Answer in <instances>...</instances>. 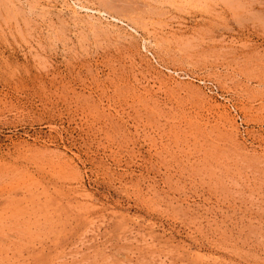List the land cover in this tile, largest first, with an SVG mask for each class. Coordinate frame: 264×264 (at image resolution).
<instances>
[{
    "label": "rangeland",
    "instance_id": "1",
    "mask_svg": "<svg viewBox=\"0 0 264 264\" xmlns=\"http://www.w3.org/2000/svg\"><path fill=\"white\" fill-rule=\"evenodd\" d=\"M0 264H264V0H0Z\"/></svg>",
    "mask_w": 264,
    "mask_h": 264
},
{
    "label": "bare ground",
    "instance_id": "2",
    "mask_svg": "<svg viewBox=\"0 0 264 264\" xmlns=\"http://www.w3.org/2000/svg\"><path fill=\"white\" fill-rule=\"evenodd\" d=\"M84 9V8H83Z\"/></svg>",
    "mask_w": 264,
    "mask_h": 264
}]
</instances>
